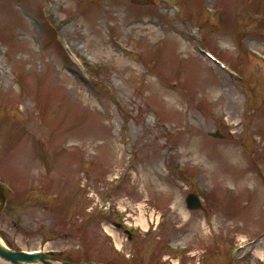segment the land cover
<instances>
[{
  "label": "rangeland",
  "instance_id": "rangeland-1",
  "mask_svg": "<svg viewBox=\"0 0 264 264\" xmlns=\"http://www.w3.org/2000/svg\"><path fill=\"white\" fill-rule=\"evenodd\" d=\"M47 1L12 0L0 30L6 245L74 263L264 264V0H50L64 30ZM141 211L148 231L129 225Z\"/></svg>",
  "mask_w": 264,
  "mask_h": 264
},
{
  "label": "bare ground",
  "instance_id": "bare-ground-1",
  "mask_svg": "<svg viewBox=\"0 0 264 264\" xmlns=\"http://www.w3.org/2000/svg\"><path fill=\"white\" fill-rule=\"evenodd\" d=\"M11 3H12V0H3V1L0 2V30L5 28V20L6 19L7 20L10 19L12 17V15L15 14V12L11 9ZM47 3H48V6H47V9H46V14H48V21L51 22L53 20H58V22L61 25V30H64L65 26L67 25V21L64 18L59 19V17L55 13V9H57L58 12H60V11L64 12V11H66V7L63 6L62 4H60L59 2H56L55 5H54V3L50 2V0H48ZM53 7H56V8L52 9ZM130 22H131L130 20L126 21L125 23L122 22V23H124L123 26H122V28H123L122 30L123 31H126L128 33L129 32H134L135 33V32H145V31H147L149 29V28L145 27L142 24L133 25ZM33 30H34V28L31 27V29L28 32V34L33 33L34 32ZM87 38L88 37L85 35V37H84V39H86L85 41L88 44H92L93 42H91ZM3 43L4 42H2V44ZM94 45H95L94 46L95 49L102 51L101 47L97 43H94ZM114 46L116 47L115 50H123V51H125L124 46L120 45L118 42ZM238 124H239V122H237V121L234 122V125H238ZM200 151H201V146L197 145L194 141H192L190 143V145H188L187 148H185L183 153L188 158H190V157L198 158L199 154H200ZM223 153L225 154L226 158L234 155L231 150L223 152ZM207 170L210 171L209 174H212V175H214V174L217 175V174H222L223 173L219 166L216 167V168H210V169L206 167V172H207ZM174 206L176 207V204H174ZM142 208H143V205H139L138 206V209L141 210ZM179 212H180V215H181L182 219L184 221H187L189 215H188V212H186L182 208V205H180ZM136 219L138 220L140 225L145 229L146 228V224H145L144 213H142V211L140 212V215ZM104 228L107 231V233H109L114 238L116 245L121 247L123 242H122L118 232H116L113 229L112 226H105ZM263 243H264V240H263V242H261V243H259L257 245H262V247L264 249V244ZM30 251H38V250L35 249V250H30ZM255 254H256V256H258L261 259L264 258V252L263 251H258V252L256 251ZM0 262H5V261L0 259Z\"/></svg>",
  "mask_w": 264,
  "mask_h": 264
},
{
  "label": "water",
  "instance_id": "water-1",
  "mask_svg": "<svg viewBox=\"0 0 264 264\" xmlns=\"http://www.w3.org/2000/svg\"><path fill=\"white\" fill-rule=\"evenodd\" d=\"M5 202V196L0 188V207ZM190 209L198 207L199 202L195 196L189 195L187 198ZM0 258L12 264H101V263H67L51 258L44 253H30L23 251H12L7 248L0 238Z\"/></svg>",
  "mask_w": 264,
  "mask_h": 264
}]
</instances>
